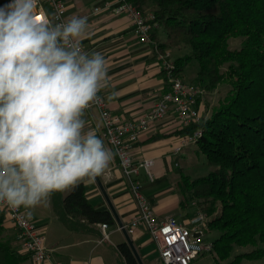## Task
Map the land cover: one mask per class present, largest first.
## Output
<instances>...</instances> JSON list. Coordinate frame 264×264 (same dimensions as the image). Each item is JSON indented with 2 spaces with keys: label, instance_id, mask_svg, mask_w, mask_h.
<instances>
[{
  "label": "trees",
  "instance_id": "1",
  "mask_svg": "<svg viewBox=\"0 0 264 264\" xmlns=\"http://www.w3.org/2000/svg\"><path fill=\"white\" fill-rule=\"evenodd\" d=\"M130 1L142 11L151 8L152 20L165 33L157 48H189L174 59L175 73L196 59V80L204 90L228 85L209 117L182 126L181 134L201 129L196 152L205 155L211 170L193 178L181 174L179 191L208 216L205 229L216 233L211 247L217 259L229 260L226 264L264 259V0ZM232 37H242L240 47L229 48ZM51 202L72 230L113 221L108 210L90 204L83 183L52 194ZM5 220L0 210V264H22L28 252L14 243L13 234H4ZM246 246L252 248L229 259L235 248ZM116 248L125 264H137L125 241Z\"/></svg>",
  "mask_w": 264,
  "mask_h": 264
},
{
  "label": "clouds",
  "instance_id": "2",
  "mask_svg": "<svg viewBox=\"0 0 264 264\" xmlns=\"http://www.w3.org/2000/svg\"><path fill=\"white\" fill-rule=\"evenodd\" d=\"M88 18L54 23L40 0L0 5V207L31 220L54 193L93 183L114 158L96 131L85 130L87 109L117 93L106 60L81 41Z\"/></svg>",
  "mask_w": 264,
  "mask_h": 264
},
{
  "label": "crops",
  "instance_id": "3",
  "mask_svg": "<svg viewBox=\"0 0 264 264\" xmlns=\"http://www.w3.org/2000/svg\"><path fill=\"white\" fill-rule=\"evenodd\" d=\"M101 1L64 0L66 19L73 15L88 18V31L81 41L82 47L88 52L102 53L106 60L111 87L102 92L103 97H107L112 92L117 93L114 101L108 102L106 99L105 101L113 112L127 118L138 117L148 111L154 104V100L167 90V78L155 57L154 46L155 42L164 41L165 33L161 28H157L153 33V42L141 43L132 33L131 23L126 15L114 14L111 11L96 14L91 12V6ZM7 2L8 0H0V5ZM144 11L152 10L145 7ZM175 56L179 57L178 54ZM84 119L87 121L85 130L96 131L105 146L112 150L110 144L101 137V120L95 109L88 110ZM181 129L176 114L168 112L166 118L150 122L138 139L132 142L130 155L135 162L143 158L153 160L150 166L153 178L150 180L142 171L140 177L142 192L149 198L156 216L162 218L171 215L181 224L187 225L189 217L197 208L194 206L195 200L186 199L180 193L178 180L181 174H187L193 178L188 171L192 156L196 155L193 151L196 146L183 147L180 153L173 154V147L178 144L179 137L183 135L180 132ZM98 178L118 218L123 225H126L136 212L135 202L127 189L115 156L109 169ZM83 185L90 204L99 210L106 209L112 215L113 221L106 223L109 239L99 242L101 223H85L87 228L79 231L64 226L54 214L50 201L49 207H38L34 210L36 228L41 229L46 246L50 249L49 260L41 264H48L53 260L62 264H80L86 260L88 264H125L116 245L126 240L109 210L106 198L103 197L96 181L83 183ZM80 221L85 222L83 219ZM4 226L12 228V234L15 236V230L7 219ZM127 234L143 264H162L154 241L143 228H135L133 233ZM14 243H18L17 240ZM22 264L35 263L27 258Z\"/></svg>",
  "mask_w": 264,
  "mask_h": 264
},
{
  "label": "built area",
  "instance_id": "4",
  "mask_svg": "<svg viewBox=\"0 0 264 264\" xmlns=\"http://www.w3.org/2000/svg\"><path fill=\"white\" fill-rule=\"evenodd\" d=\"M41 11L47 13L54 23L66 21V5L64 0H40ZM93 14L111 11L114 14H124L131 23L132 33L141 43L153 42L152 32L158 28L153 21V13L142 11L130 0H102L91 6ZM156 42L154 43V46ZM155 57L161 70L167 78V90L163 91L154 101L152 107L138 117H126L113 112L105 99L90 109H95L101 120V137L110 144L117 165L122 171L127 189L135 202L136 212L129 222L123 225L127 233H133L135 228H143L154 241L158 249V258L162 264H192L194 260L204 255H211V241L202 239L208 216L199 208L189 217L187 225L181 224L174 216L167 215L158 218L152 209L149 198L142 192L141 171L151 180L153 178L150 166L151 158H143L135 162L130 155L132 142L136 141L150 122L162 120L168 112L176 114L180 126L200 122L203 118L205 90L198 83H190L175 73L174 61L168 48L160 50L155 46ZM100 95L103 97L102 92ZM85 112V113H86ZM201 135V129L196 128L191 133H183L179 142L173 147V154H178L183 147L196 144ZM4 216L15 230V237L22 251H27L29 258L35 264L47 262L50 249L41 229L36 228L35 218L27 220L23 209L14 211L7 206L0 207ZM99 242L108 238L107 224L101 223ZM198 234V235H194ZM48 264H62L50 261ZM80 264H88L83 261Z\"/></svg>",
  "mask_w": 264,
  "mask_h": 264
},
{
  "label": "rangeland",
  "instance_id": "5",
  "mask_svg": "<svg viewBox=\"0 0 264 264\" xmlns=\"http://www.w3.org/2000/svg\"><path fill=\"white\" fill-rule=\"evenodd\" d=\"M159 29V28H158ZM241 39L242 37H232L228 39V44H229V48L233 49V48H238L241 46ZM168 49L172 50L171 52V57L172 60L174 61V59L176 58V54L178 55H183L184 53H187L189 51V48L187 46H184L182 44H178V45H169ZM174 52V53H173ZM176 53V54H175ZM198 67V63L196 61V59L191 60L189 63L185 64L183 66V68L180 70V72H178L177 74L179 76H181L182 78H184L186 81L190 82V83H197L196 80V73L195 70H197ZM184 70V71H182ZM182 72L184 74H182ZM228 85L225 83H221L218 84L216 87H214L213 89L210 90H205V104H204V108H203V117L207 118L209 117V115L211 114V110L214 106L217 105L218 100L221 98V96L225 93V91L227 90ZM194 153H196V155L194 154L192 156V161L190 162V168H189V175L193 176V177H198L199 175H203L206 174L207 172H209L211 170V167L207 165L206 163V158L205 155L201 152H196V147H194L193 149ZM194 206L199 209L200 207H198L197 202H194ZM5 235H12V228H5ZM207 233H204V235L202 236V239L204 240H209L211 241L214 236H215V232H209L206 229L204 230ZM252 247L251 246H246V247H237L233 250V252L231 253L230 258H232V256L236 253H242V251H248L250 250ZM216 254V253H215ZM214 253H211V255H204L202 256V258H198L196 260L193 261L192 264H226L227 261L229 260H219L217 259L216 255ZM240 264H264V259H256V260H248V259H243Z\"/></svg>",
  "mask_w": 264,
  "mask_h": 264
},
{
  "label": "water",
  "instance_id": "6",
  "mask_svg": "<svg viewBox=\"0 0 264 264\" xmlns=\"http://www.w3.org/2000/svg\"><path fill=\"white\" fill-rule=\"evenodd\" d=\"M95 181H96V184L99 186V189H100L103 197L106 198L109 210L112 212L116 224H118V226L120 227V229H121V231L123 233V236L125 237L126 243H127L128 247H129L130 251H132V254L135 257V260H136L137 264H143L139 254L137 252V250L133 246V243H132L130 237L128 236V234L126 232L125 227L123 226V224L121 223L120 219L118 218V216L116 214V211H114V209L112 207V204H111L109 198L107 197L106 192L103 189V186L101 185V183L99 181V178L97 177ZM194 235H198V234H194Z\"/></svg>",
  "mask_w": 264,
  "mask_h": 264
}]
</instances>
